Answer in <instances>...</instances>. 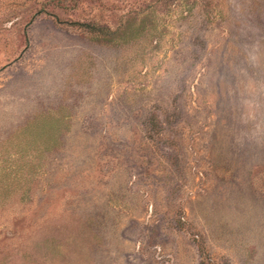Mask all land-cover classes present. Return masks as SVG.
<instances>
[{"label": "rangeland", "instance_id": "1", "mask_svg": "<svg viewBox=\"0 0 264 264\" xmlns=\"http://www.w3.org/2000/svg\"><path fill=\"white\" fill-rule=\"evenodd\" d=\"M0 264H264V0H0Z\"/></svg>", "mask_w": 264, "mask_h": 264}, {"label": "trees", "instance_id": "2", "mask_svg": "<svg viewBox=\"0 0 264 264\" xmlns=\"http://www.w3.org/2000/svg\"><path fill=\"white\" fill-rule=\"evenodd\" d=\"M74 23H77V24H80V25H82V26H84L85 28H87L89 31L90 30H93V31H98V32H100V31H102V29H103V26L102 27H100L99 25H97V24H95V23H89V22H78V21H74ZM106 28V27H105ZM107 30V31H106ZM104 31V33H106V34H108L109 32H111V31H113V30H109V29H104L103 30Z\"/></svg>", "mask_w": 264, "mask_h": 264}]
</instances>
